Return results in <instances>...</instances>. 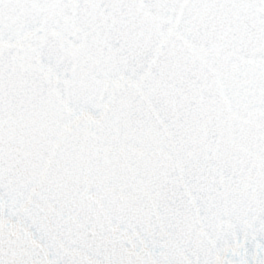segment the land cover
<instances>
[{
  "label": "snow or ice",
  "instance_id": "6c2138e0",
  "mask_svg": "<svg viewBox=\"0 0 264 264\" xmlns=\"http://www.w3.org/2000/svg\"><path fill=\"white\" fill-rule=\"evenodd\" d=\"M0 264H264V0H0Z\"/></svg>",
  "mask_w": 264,
  "mask_h": 264
}]
</instances>
